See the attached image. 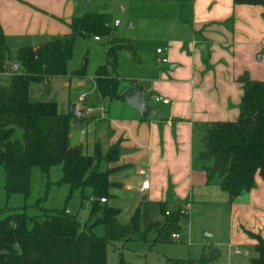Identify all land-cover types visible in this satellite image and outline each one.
<instances>
[{"label": "trees", "instance_id": "trees-1", "mask_svg": "<svg viewBox=\"0 0 264 264\" xmlns=\"http://www.w3.org/2000/svg\"><path fill=\"white\" fill-rule=\"evenodd\" d=\"M235 4L264 6V0H234ZM114 18L107 13L87 12L74 16L70 33L54 37L38 45L21 46L15 53L6 40L0 21V74L12 72L11 82L0 85V170L4 175L3 189L8 196L21 194L27 199L32 192L33 173L37 168L49 177L55 166L62 167L58 185L68 184L71 194L80 190L83 201L92 208L85 224L75 213L42 207L46 198L37 201L41 212L28 214L29 205L5 207L0 213V264H107L108 245L113 240H148L152 243L172 241V234L182 230L181 219L189 214L178 208L169 212L167 205L174 199L172 184L166 202L160 203L163 220L149 217L147 202L133 212L128 222L120 219L122 208L111 203L119 183L112 176L128 165H116L122 155L121 142L108 147L96 141L89 154L82 143H74L73 114L61 112L56 101L32 100V84H49L63 77L85 79V66L70 71L75 42L79 37L113 34ZM126 49L136 55L132 41L115 37L108 50L107 61L97 69L94 80L104 102L123 100L122 78L118 74L119 52ZM18 61L21 67L14 69ZM133 84L135 79L129 80ZM243 89L240 114L236 120L195 122L193 135L202 148L193 165L204 167L208 185H218L228 194V204L256 187V175L264 179V80L253 79L248 72L238 77ZM150 99V97H149ZM106 107V105H105ZM109 109L106 107V112ZM155 117L145 114L141 120ZM158 118V117H155ZM163 120L166 118L160 117ZM101 198H106L102 202ZM105 227L99 236L94 228ZM257 240L258 253L248 264H264V238L249 231ZM177 240V239H176ZM208 251V252H206ZM220 251L208 248L199 263L216 260ZM194 264V261L190 262ZM121 264H125L122 262Z\"/></svg>", "mask_w": 264, "mask_h": 264}, {"label": "crops", "instance_id": "crops-1", "mask_svg": "<svg viewBox=\"0 0 264 264\" xmlns=\"http://www.w3.org/2000/svg\"><path fill=\"white\" fill-rule=\"evenodd\" d=\"M171 3L172 15L180 14L179 24L162 42L163 54L169 62L161 63L157 59L159 63L153 74L143 77L141 83L136 79L135 83L145 90L149 101L156 102L154 95L171 100L169 104L156 102L161 104L157 107L166 119L141 120L132 107V112L111 118L109 110L107 119L95 122L92 143L89 136L84 142L78 135L74 142L84 144L89 154L93 153L96 141L104 142L106 147L121 142L122 155L116 165L128 166L112 176L122 186L113 192L118 202L115 206L129 211L128 221L143 204L144 196L147 203L148 199L159 202V206L166 202L170 184L177 204L175 209L189 197L191 206L208 202L206 198L218 185H208L205 170L193 165L194 157L202 148L193 135V124L236 120L243 96L238 77L248 72L253 79L264 80V6L235 4L234 0H173ZM81 12L77 0H0V21L12 53L21 46H36L44 39L70 33L72 17L80 16ZM156 55L158 58L157 51ZM11 78V71L0 74L3 84L6 79L9 84ZM92 80L97 88L94 77ZM129 80L122 82L123 91L133 84ZM75 81L76 88L85 89L84 79ZM97 91L98 98L89 101V106L106 105ZM83 95L87 99V93ZM122 103L123 107H130ZM141 169L148 170L151 182L145 191L140 190L145 179L139 173ZM255 179L257 186L230 206L252 210L262 218L264 179L260 174ZM222 202L228 204V197ZM244 254L250 256L249 251Z\"/></svg>", "mask_w": 264, "mask_h": 264}, {"label": "rangeland", "instance_id": "rangeland-1", "mask_svg": "<svg viewBox=\"0 0 264 264\" xmlns=\"http://www.w3.org/2000/svg\"><path fill=\"white\" fill-rule=\"evenodd\" d=\"M172 1L77 0L79 9H82L81 15L92 11L107 13L120 20L122 24L112 25L113 34L102 36L100 41H96L93 35L79 37L76 40L74 57L69 64V70L74 71L85 66L87 77L83 81V87L87 88V91L82 87L76 88V78H73L71 85L69 78L59 77L49 84H32L30 91L32 100L56 101L61 112L67 110L71 112L73 104H76L79 109L89 107V101L98 98V91L92 79L100 65L107 61L108 50L113 45L115 37H123L132 41L136 50V55L130 54L126 49L119 52L118 73L122 82L133 78L141 83L143 77L153 74L156 64L159 63L156 55L157 48H163L162 42L165 36L179 24L177 17L180 12H177L176 16L172 15L174 8V5H171ZM46 40L49 39H44L43 42ZM8 81L6 79V83ZM0 83L1 85L6 84ZM83 93H87V99L80 101ZM150 102L159 107L161 105L153 100ZM98 106L102 105L98 104ZM106 107L110 110L111 118L117 114H128L134 110L131 107H123L121 100L108 101ZM95 124L92 121L83 122L81 125L73 124V142L76 141V135H78L84 139V142L89 136V142L92 143L96 130ZM85 129L88 130L86 138L80 133ZM102 144L105 146L104 142ZM199 168L201 167L198 166ZM61 177V166H55L49 177L36 168L33 173L32 192L25 199L21 194L7 195L3 189L4 175L0 170V209L23 206L27 203L29 205L28 214L35 215L41 212V209L36 206L37 201L46 198L42 207L66 208L69 212L77 214L80 222L85 224L90 216L91 201L85 200L82 203L80 190H75L71 194L70 185H58ZM117 182L120 184L119 181ZM119 187H122L121 184ZM217 188L216 191L214 187L212 188L213 191L206 198L208 202L194 203L190 206L189 216H183L180 222L182 230L179 240L152 243L155 237L154 232H151L148 240H113L108 245L107 264H121L122 262L125 264H191V261H194V264H244L250 262L249 258L257 256L258 253L255 251L257 240L250 235L249 231L254 232V228L255 232L264 238V217H259L252 210L249 212L247 209L233 208L230 206L232 204L223 203L222 201L228 197V194L223 192L219 186ZM188 201L192 202L191 197ZM109 203L117 205L118 202L113 199ZM121 203L124 206L122 201ZM147 206L151 220L164 219L159 202L148 199ZM176 207L175 199L170 200L167 205L169 212ZM181 209H188L187 204L184 203ZM122 213L121 220L128 221L129 211L125 212L122 208ZM5 216V213H0V218ZM94 231L97 235L104 236L106 230L100 225L95 227ZM207 232H211L213 236L206 237ZM211 247L219 249V257L216 260L199 263L198 260L203 256L204 251ZM235 248L241 249L242 254L232 253ZM245 251H249L250 256L245 255Z\"/></svg>", "mask_w": 264, "mask_h": 264}, {"label": "built area", "instance_id": "built-area-1", "mask_svg": "<svg viewBox=\"0 0 264 264\" xmlns=\"http://www.w3.org/2000/svg\"><path fill=\"white\" fill-rule=\"evenodd\" d=\"M120 24V20H114L112 25L113 26H117ZM94 39L96 41H100L101 38L99 36H95ZM159 56H158V60L161 62V63H167L169 62V58L166 57L164 54H163V48H158L157 50ZM84 97L85 95H83L81 97L80 100H84ZM153 99L156 101V102H161V103H165V104H169L171 102V100L167 97H164L162 95H154L153 96ZM84 118H85V121L84 122H89V121H92L94 124L95 122L97 121H101V120H105L108 118V114L106 112V107L104 105L102 106H95V107H92V106H89L87 108H85V113H84ZM81 135L82 137L86 138L87 137V134H88V130L85 129V130H82L81 132ZM140 175L144 176L145 179L142 180V183H141V186H140V190L141 191H145V190H148L151 186V182H150V179L148 178L149 176V172L148 170L146 169H141L140 170ZM101 201L102 202H106V198H101ZM191 206V202L187 203V207L188 209L186 210H183V212L189 214V208ZM170 212H167V214H169ZM172 238L173 239H177L179 240L181 238V234L179 233H173L172 234ZM229 252H231V249H229ZM232 253H235V254H242V250L239 249V248H235Z\"/></svg>", "mask_w": 264, "mask_h": 264}, {"label": "water", "instance_id": "water-1", "mask_svg": "<svg viewBox=\"0 0 264 264\" xmlns=\"http://www.w3.org/2000/svg\"><path fill=\"white\" fill-rule=\"evenodd\" d=\"M21 67V64L16 61L14 63V68L18 69ZM122 98L124 100V104L126 106H130L137 110L140 116L145 114H151L155 117H162L161 111L158 109L157 106L152 104L147 96L145 90L139 89L136 84L129 85L123 92ZM71 113L74 116V124L81 125L84 121V113L85 108L79 109L76 104L72 105ZM202 170H205L204 167H201ZM147 199L146 196L143 197L142 201ZM206 237H212L213 234L211 232H207L205 234Z\"/></svg>", "mask_w": 264, "mask_h": 264}]
</instances>
